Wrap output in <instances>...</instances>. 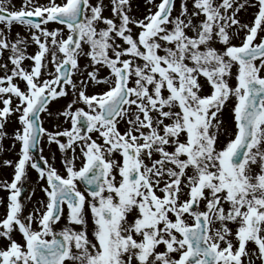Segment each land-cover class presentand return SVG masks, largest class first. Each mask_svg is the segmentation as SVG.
Here are the masks:
<instances>
[{"label": "snow or ice", "instance_id": "obj_1", "mask_svg": "<svg viewBox=\"0 0 264 264\" xmlns=\"http://www.w3.org/2000/svg\"><path fill=\"white\" fill-rule=\"evenodd\" d=\"M176 3L0 0V141L19 125L0 264H264V0Z\"/></svg>", "mask_w": 264, "mask_h": 264}, {"label": "flooded vegetation", "instance_id": "obj_2", "mask_svg": "<svg viewBox=\"0 0 264 264\" xmlns=\"http://www.w3.org/2000/svg\"><path fill=\"white\" fill-rule=\"evenodd\" d=\"M61 100L59 102H53V105H50V108L53 109V111L56 110H62L61 106ZM223 118L225 121L226 126L228 127L229 131L233 129V119H232V113L231 111H224ZM57 123L60 124L61 128H69L70 125L67 123H64V118L59 117L57 118H49L45 119L44 126L49 131L56 130ZM121 131H123V126H121ZM93 137L95 138V134H93ZM66 139V138H64ZM224 138H221V142H223ZM44 148V156L49 158L50 162H52L51 157L53 155L56 156V159L54 161L55 166L57 169H60L62 171V162H61V154L56 151L55 146H49L46 143L43 144ZM19 150V145L17 144L15 148L10 146V143H4L3 144V152L0 153V171H4L0 173V181H9L11 182L13 178V167L5 166L4 161H13L15 162L18 159L17 152ZM37 157L39 156V152L36 153ZM79 166V162H77ZM41 187H43V184L41 182H38V174L32 170L29 169L28 172V178L27 183L24 185V192L22 193V202L24 204V214L27 215L32 208L34 207L36 201L44 199V193L40 190ZM81 190H83V185L80 186ZM34 192V194H33ZM8 193L6 191L0 190V201H5ZM26 196H31V200L26 199ZM4 209L3 205L0 204V215H3ZM67 215V209H65V216ZM66 224L65 219H61L60 223L56 226V229L59 230L61 227H63ZM16 239H20V236L16 234ZM0 247H3V242H0Z\"/></svg>", "mask_w": 264, "mask_h": 264}, {"label": "rangeland", "instance_id": "obj_3", "mask_svg": "<svg viewBox=\"0 0 264 264\" xmlns=\"http://www.w3.org/2000/svg\"><path fill=\"white\" fill-rule=\"evenodd\" d=\"M49 2V0H40V3H44V4H47ZM57 3H60L61 0H56ZM107 2V0H106ZM158 2V0H157ZM23 4V0H8V6L9 7H12L13 10H18L19 8H21ZM179 6H180V0H177V3H176V8L177 10L179 9ZM189 7H191V0H189ZM134 9H135V15L138 16L139 18H142L144 14H146L147 12V8L145 7V0H134ZM254 9H248L247 11H241L239 13V16L238 18L241 20L242 23H250L251 20H252V17H253V13H254ZM105 16H109L110 13L108 11H105L104 13ZM56 27H59L58 25H55V24H50L49 25V28H56ZM17 32H20L21 34H25L24 33V29L22 26H14L13 28V34L17 33ZM234 44H239L240 43V39L239 38H236V39H233L232 41ZM217 47L218 48H221L222 46L217 44ZM36 51V47L33 45L31 47H29L28 49V53L29 54H32ZM26 64H28L29 62H25ZM81 66H85L86 63H87V60L82 58L81 61ZM0 75H2V73H0ZM104 75H107V70L104 69L101 71V76H104ZM232 83L234 84L235 81H232ZM21 87H23V84H21ZM92 91H94V89H89V92L91 93ZM95 91H99V89H95ZM69 98H61V106H62V109L65 107V105L69 102ZM15 103V101H14ZM82 106V105H80ZM231 107V105H229V108ZM229 108H226L225 111H230ZM19 127L18 125V122L16 121L15 117H12L10 118L9 120V123L6 125V128H5V131L7 132L8 136L3 140V141H0V145H2V147H0V153L3 152V144L4 143H10V146L13 145L14 141L11 139L14 131ZM230 132V131H229ZM1 172H4V171H0ZM235 227V226H233Z\"/></svg>", "mask_w": 264, "mask_h": 264}]
</instances>
